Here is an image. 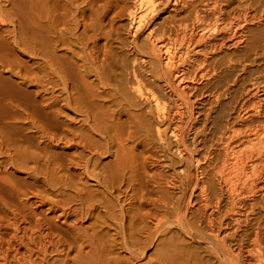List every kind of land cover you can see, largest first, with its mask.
Here are the masks:
<instances>
[{
	"label": "bare ground",
	"instance_id": "bare-ground-1",
	"mask_svg": "<svg viewBox=\"0 0 264 264\" xmlns=\"http://www.w3.org/2000/svg\"><path fill=\"white\" fill-rule=\"evenodd\" d=\"M0 264H264V0H0Z\"/></svg>",
	"mask_w": 264,
	"mask_h": 264
},
{
	"label": "rangeland",
	"instance_id": "rangeland-1",
	"mask_svg": "<svg viewBox=\"0 0 264 264\" xmlns=\"http://www.w3.org/2000/svg\"><path fill=\"white\" fill-rule=\"evenodd\" d=\"M126 30H129L130 32H133V28L132 27H126ZM139 39H141V38L139 37ZM250 65L251 66H247L248 72L249 71H253V70L255 71L256 69L261 67V65L259 63L250 64ZM188 137H189V135H188ZM177 159H178V157L176 156V162H178ZM176 165H177L176 166V168H177L179 166V164H176ZM156 246H157V242L156 243L154 242L153 244H151V246H149L148 249L146 250V255L147 256H149V255L151 256V254H153L154 250L156 249Z\"/></svg>",
	"mask_w": 264,
	"mask_h": 264
}]
</instances>
